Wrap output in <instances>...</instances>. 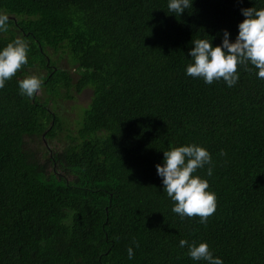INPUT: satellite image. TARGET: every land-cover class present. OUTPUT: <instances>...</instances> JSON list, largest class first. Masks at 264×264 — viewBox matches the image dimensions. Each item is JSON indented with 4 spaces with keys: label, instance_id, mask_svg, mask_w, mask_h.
<instances>
[{
    "label": "trees",
    "instance_id": "trees-1",
    "mask_svg": "<svg viewBox=\"0 0 264 264\" xmlns=\"http://www.w3.org/2000/svg\"><path fill=\"white\" fill-rule=\"evenodd\" d=\"M167 5L0 0V48L30 44L0 88V264H205L181 239L207 241L224 264H264V79L250 64L232 87L186 74L193 40H234L241 9L264 0H193L180 16ZM37 70L49 93L91 91L62 148H25L64 131L57 98L20 92ZM192 142L212 155L213 175L198 170L216 194L206 223L173 212L157 174L164 151Z\"/></svg>",
    "mask_w": 264,
    "mask_h": 264
},
{
    "label": "clouds",
    "instance_id": "clouds-1",
    "mask_svg": "<svg viewBox=\"0 0 264 264\" xmlns=\"http://www.w3.org/2000/svg\"><path fill=\"white\" fill-rule=\"evenodd\" d=\"M192 4L193 0H168L167 12L180 16L186 9L192 7ZM241 13L244 19L238 24V34L234 40L230 39L229 30L224 29L219 44H213L212 36L211 39L198 38L192 41L194 46L188 53L191 62L186 66L187 75L202 78L208 84L222 79L228 87H232L240 77L238 67L250 64L257 70V76L264 79V7H245L241 9ZM9 20V15L0 11V32L8 30ZM29 50V42L21 36L15 37L6 46L0 48V88H3L6 81L28 63ZM39 74L28 75L19 80L22 95L33 97L41 89L42 93L47 97L51 96V99L66 95L64 90L49 93L43 89L41 86L44 83L42 77L44 72ZM85 90L77 93L76 96ZM59 136L60 133L53 140L45 139V132L40 138L25 136V148L29 140L35 139L40 140L43 147L48 145L53 147V141L61 142L62 148L76 135L73 132H66L63 135L64 142L59 140ZM206 165H209L207 177H211L212 155L206 146L195 142L170 147L164 151L163 162L156 165L157 174L162 178L163 190L174 202L172 210L181 218L199 216L200 222L206 223L207 218L216 209V194L210 190L209 180L198 172ZM179 243L181 247L187 246V255L193 261L224 264L223 259L210 250L207 241L197 243L181 239ZM128 255L130 259L134 256L132 247L128 248Z\"/></svg>",
    "mask_w": 264,
    "mask_h": 264
},
{
    "label": "rangeland",
    "instance_id": "rangeland-1",
    "mask_svg": "<svg viewBox=\"0 0 264 264\" xmlns=\"http://www.w3.org/2000/svg\"><path fill=\"white\" fill-rule=\"evenodd\" d=\"M59 64L64 65V63H59ZM37 94L41 97L45 96V94L42 93V89L38 90ZM90 96H91V91L89 89H86L82 94L74 98H64L63 95L62 96L60 95V97L57 98V101L55 104V111L64 128V131L60 133V136H59L60 141L64 142L65 140L63 138V135L66 132L68 133L71 132L76 127V125L78 124L76 121L79 118V114L80 112L82 113L83 108L88 105ZM60 145H61V142L60 143L57 141L52 142V146L54 148L55 147L57 148ZM37 146L42 147V142L38 139H35V140H29L27 142L26 147L27 149H33Z\"/></svg>",
    "mask_w": 264,
    "mask_h": 264
},
{
    "label": "flooded vegetation",
    "instance_id": "flooded-vegetation-1",
    "mask_svg": "<svg viewBox=\"0 0 264 264\" xmlns=\"http://www.w3.org/2000/svg\"><path fill=\"white\" fill-rule=\"evenodd\" d=\"M37 71H38V70H37ZM38 72L41 73V74L43 73V71H38Z\"/></svg>",
    "mask_w": 264,
    "mask_h": 264
}]
</instances>
